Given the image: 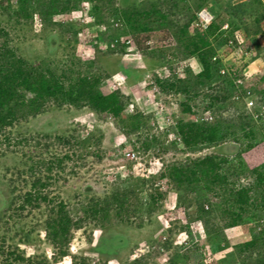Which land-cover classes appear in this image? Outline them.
<instances>
[{"label": "rangeland", "instance_id": "rangeland-1", "mask_svg": "<svg viewBox=\"0 0 264 264\" xmlns=\"http://www.w3.org/2000/svg\"><path fill=\"white\" fill-rule=\"evenodd\" d=\"M0 1V29L6 33L0 37V45L6 43L30 65L62 74L67 80L99 78L100 92L119 91L126 104L119 118L98 114L88 106H58L53 102L41 113L30 109L19 112V119L5 132L14 139L11 148L0 146V217L13 197L20 199L27 192L41 189L51 202H44L39 209L29 207L21 216L14 213L9 232L0 225V238H6V247L18 249L31 260L25 264H218L224 258H229L228 264H264V237L253 249L246 248L254 234L264 231V207H244L243 219L250 223L230 228L223 214L230 205L224 206L225 194L218 186L207 190L203 181L200 190L198 185L179 187L169 178V167L190 165L189 159L210 154L236 163L246 140L239 129L232 128L231 133L236 134L213 146L186 149L182 144L177 135L180 123H200L211 120L212 115L233 120L239 110L229 100L219 110H204L205 96L216 91L223 96L225 82L214 84L219 87L216 91L209 86L196 89L194 93L199 95L189 102L195 113L190 115L182 111L186 95L166 94L156 86V78L186 80V68L194 76L202 68L195 57H172L177 52L176 28L157 22L151 23L155 31L139 35L143 44L151 47L148 53L159 49L166 53V60L159 51L153 58L134 48L132 32L119 17L129 7L144 9L145 2L155 0H105L99 3L105 18L100 24L91 13L96 0H71L76 9L50 19L42 14L51 11L50 0H30L34 4L28 18L7 9L17 0ZM64 1L60 0V9ZM172 1L180 10L187 6L195 10L203 1L205 9L220 15L223 26L232 21L231 14L237 17L234 24L241 25L237 45L219 48L218 58L237 73L241 71L244 80L238 83L264 86V0ZM178 8L170 18L173 21L182 18ZM195 27L194 23L190 26V35ZM208 39L216 44L217 37ZM122 45H127L125 50ZM259 106L264 115V104ZM243 110L241 115L247 116L255 111L246 106ZM137 112L141 123L134 128L130 118ZM0 136L2 143L5 138ZM257 143L264 153V136L257 135ZM259 164L264 165V159ZM39 179L46 186L35 189ZM253 181L241 183L252 185ZM254 192L258 196L262 191ZM203 199L205 207L210 205L214 210L201 219L197 207ZM61 202L73 221L80 222L62 249L49 240L45 226ZM95 206L108 208L107 212L94 216L91 209ZM217 239L228 245L220 250L213 242Z\"/></svg>", "mask_w": 264, "mask_h": 264}, {"label": "trees", "instance_id": "trees-1", "mask_svg": "<svg viewBox=\"0 0 264 264\" xmlns=\"http://www.w3.org/2000/svg\"><path fill=\"white\" fill-rule=\"evenodd\" d=\"M32 1L17 0V6L12 4L7 9H14L17 16L28 18L30 17V8L34 4ZM104 1L96 0L91 12L97 18V23L99 24L105 20L99 4ZM184 1L186 2V0ZM50 2L51 11L42 13L43 17L47 19L52 18L55 14L72 11L74 8H77V4L72 5L71 0L64 1L65 5L61 9L58 7L60 0H50ZM79 3L80 1H78ZM1 4L0 1V6ZM204 5L202 1L196 4L195 10L192 6L183 7L180 10L178 3L172 0H155L148 3L145 2L144 9H139L138 6L129 7L122 12L119 18L125 25L129 26L133 35L134 48L144 55H151L154 58L156 51H159V49H156L148 53L151 47L144 45L139 35L155 31L156 29H154L152 24L157 22L161 26L170 27L174 30L176 28L173 35L175 36L177 52L173 54V58L185 60L195 57L197 59L202 68L199 74L194 76L191 69L186 68V80L172 77L166 80L156 78L154 81L156 86L162 92H166V94L174 92L175 94L186 95V101L181 104L183 114L190 115L195 113L194 108L189 102L199 95L196 92L194 93L196 89L209 86L212 87L213 91H216L219 87L214 86V84L225 82L227 85L226 93L223 96L219 94L221 91L219 93L216 91L215 94L212 93V95L208 94L205 96L204 99L207 100V104L204 110H219L229 100L231 101V105H234L239 110L236 112L237 118L233 120L228 118L216 119L212 115L211 120L200 123L199 121L180 123L177 127V135L186 149H192L203 144L216 145L223 138L236 134L231 133L232 128L239 129L246 143L245 149L237 154L238 159L236 163L231 162L229 159L210 154L202 159H189L190 165L189 163L173 165L169 167L168 172L169 178L179 187L184 185L194 187L198 185V190H200L201 186H199V183L201 184L203 181L206 182L207 190L218 186L219 190L224 191L225 194L223 198L224 206L230 205L223 209L227 227L234 228L238 225L240 226L242 223L247 226L250 222H246L243 219L242 215L246 213L244 207L250 206L256 209L264 207V189L262 188L264 186V165L259 164L264 159V153L259 150L260 147L257 143V135L264 136V115L259 112L258 108L255 109V115L252 114L253 116L241 115V113L245 112L243 109H245L247 99L257 98L260 103L264 104V86L259 88L252 84L245 85L246 83H238L239 80H244L241 71L237 73L232 67L226 66L218 58L217 53L219 48L237 45L235 38L237 31L241 29V25L234 24L237 21V17L233 14L230 15L232 21H228V29H224L223 24L225 22L220 23V15H217L207 28L195 27L194 34H189L190 26L198 20V13L205 8ZM177 8L182 18L180 21L176 19L173 21L170 18L174 15ZM5 35V31L0 29V37ZM210 36L217 37L215 45H212L210 39H208ZM115 39L113 38V40ZM6 45V43L0 45V135H4L5 138L3 139L5 143H1L0 141V146L3 145L11 148L14 139L6 136L5 132L7 128L14 126L15 122L19 119L18 115L20 111L30 109L32 112L41 113L47 103L50 102L58 106L66 104L71 106H88L98 114H108L114 118H119L124 114L126 107L125 97L119 91L110 94L100 92L99 78L78 76L75 80H67L62 74L59 75L50 70H43L39 66L30 65L23 58L17 57L14 51ZM126 46L122 45V48L125 50ZM256 46V48L260 49L257 43ZM161 54L162 58L166 60V53L163 51ZM261 79L264 84V75ZM247 119L249 121H246ZM140 120L141 114L138 112L130 118L134 128L139 126ZM237 120L240 121V126L235 128L234 124ZM225 165L227 166V170L224 169ZM190 166L192 170H190ZM199 168L201 172H199ZM199 173L201 174L200 176H198ZM232 179L235 181L233 184H230L229 182ZM245 179H254L253 184L244 185L241 183ZM45 186L44 183H41L40 179L33 185L35 189ZM255 189L261 190V194L255 195ZM116 198L118 203L120 196ZM44 202L51 201L41 189L27 192L20 199L13 197L8 208L4 211L5 214L0 217V225L4 224L9 232L8 225L11 219L14 218V213L17 214L16 216H21L27 208L39 209ZM95 207L91 209L94 216L99 215L101 212H107L108 209H105V207L103 209ZM197 208L198 218L201 219L209 216L214 210L213 206L211 207L212 209H210V205L205 207L204 199L198 204ZM79 224L80 222L73 221L65 204L61 202L46 220L47 237L56 248L62 249L64 244L70 243L72 232L74 228H79ZM263 235L264 231L258 235L254 234V239L246 245V248L248 250L253 249L263 240L260 239L264 237ZM25 236L27 237L28 234L24 233ZM213 242L220 250L228 245L227 243H223L225 241L221 239L214 240ZM0 258L2 264H25L26 261L31 262L30 259H25L18 249L12 250L10 247H6L5 237L0 238ZM228 259L219 260L218 264H228ZM34 264L45 263L35 262Z\"/></svg>", "mask_w": 264, "mask_h": 264}, {"label": "built area", "instance_id": "built-area-1", "mask_svg": "<svg viewBox=\"0 0 264 264\" xmlns=\"http://www.w3.org/2000/svg\"><path fill=\"white\" fill-rule=\"evenodd\" d=\"M214 19L215 17L212 13L206 10H203L198 14V20L194 24L196 27L207 28L214 21ZM224 29H228V25H225ZM230 43L232 44V42ZM259 104L261 103L259 102L257 98L248 99L246 108L252 112L253 109L258 108ZM260 107L261 106H259V108Z\"/></svg>", "mask_w": 264, "mask_h": 264}, {"label": "clouds", "instance_id": "clouds-1", "mask_svg": "<svg viewBox=\"0 0 264 264\" xmlns=\"http://www.w3.org/2000/svg\"><path fill=\"white\" fill-rule=\"evenodd\" d=\"M203 10H206V11L212 13L211 11H209V10H207V9H205V8H203L201 11H203ZM201 11H200V12H201ZM200 12H199V13H200ZM199 13H198V14H199ZM212 14H213V13H212ZM213 15H214V17L216 18V15H215V14H213ZM214 20H215V19H214ZM247 100H248V99H247ZM246 107H247V103H246Z\"/></svg>", "mask_w": 264, "mask_h": 264}]
</instances>
